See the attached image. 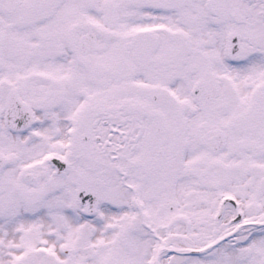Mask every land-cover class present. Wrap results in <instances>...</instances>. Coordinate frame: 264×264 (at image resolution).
<instances>
[{
	"label": "snow or ice",
	"instance_id": "1",
	"mask_svg": "<svg viewBox=\"0 0 264 264\" xmlns=\"http://www.w3.org/2000/svg\"><path fill=\"white\" fill-rule=\"evenodd\" d=\"M0 264H264V0H0Z\"/></svg>",
	"mask_w": 264,
	"mask_h": 264
}]
</instances>
